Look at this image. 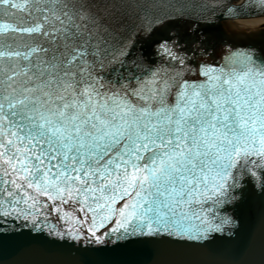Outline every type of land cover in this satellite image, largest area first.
Masks as SVG:
<instances>
[{
	"label": "snow or ice",
	"instance_id": "6c2138e0",
	"mask_svg": "<svg viewBox=\"0 0 264 264\" xmlns=\"http://www.w3.org/2000/svg\"><path fill=\"white\" fill-rule=\"evenodd\" d=\"M257 19L0 0V264H264V39L235 43Z\"/></svg>",
	"mask_w": 264,
	"mask_h": 264
},
{
	"label": "water",
	"instance_id": "95a60500",
	"mask_svg": "<svg viewBox=\"0 0 264 264\" xmlns=\"http://www.w3.org/2000/svg\"><path fill=\"white\" fill-rule=\"evenodd\" d=\"M170 3L176 4L177 7H179L180 4H194L197 2V0H169ZM242 28L245 29H252L253 27L256 26H260V25H264V20H254L251 22H237ZM262 37L260 36H254L251 40H237L236 46L238 48H244L246 46H248L249 44H260L262 42ZM258 223H259V214L258 212H254L251 216L246 217L245 220V227H258ZM209 259H215V260H220V259H224L223 254L214 256V257H208Z\"/></svg>",
	"mask_w": 264,
	"mask_h": 264
},
{
	"label": "bare ground",
	"instance_id": "6f19581e",
	"mask_svg": "<svg viewBox=\"0 0 264 264\" xmlns=\"http://www.w3.org/2000/svg\"><path fill=\"white\" fill-rule=\"evenodd\" d=\"M262 26H264V25L253 27L252 29H250V31H253V32L259 31Z\"/></svg>",
	"mask_w": 264,
	"mask_h": 264
}]
</instances>
